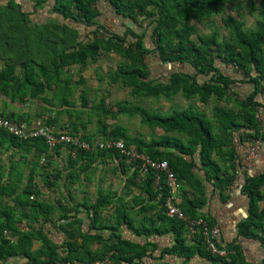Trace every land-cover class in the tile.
Returning <instances> with one entry per match:
<instances>
[{"label":"trees","instance_id":"obj_1","mask_svg":"<svg viewBox=\"0 0 264 264\" xmlns=\"http://www.w3.org/2000/svg\"><path fill=\"white\" fill-rule=\"evenodd\" d=\"M105 1L119 18L129 19L143 26L147 22V26L151 28L150 41L153 46H145V31L139 33L128 27L122 32H115L100 23V0H0V91L21 101L44 96L46 91H51L52 98L58 99L63 86L69 82L62 79L63 72H71V67L76 66L81 81L78 84H83V68L88 62L95 61L102 52H114L126 60L106 71L105 77L111 84L121 83L122 86L129 87L132 98H168L180 93L186 99L197 98L206 103L212 96L219 100L231 99L228 90L234 81L251 84L250 93L238 102L236 112L215 108L216 119H220L219 132L214 131L205 114L193 107L173 109L161 114L128 100L115 101V110L105 108L103 100L92 105L91 111L99 115L98 120L102 123L104 140H121L127 149L136 153L145 154L152 160L164 159L178 181L184 179L192 184L197 192L195 199H187L177 207L188 218L196 220L199 212L197 208L205 203L206 198L201 180L193 172L196 167L194 153L199 152L200 168H203L205 179L213 180L214 188L222 191L235 177L236 163L232 161L234 150L226 149L231 143V131L240 132L242 128H249L252 131L244 134L247 138L264 141V125L261 127L256 118L260 108L264 111V0H259L258 5L249 3V8L255 15L253 27H245L240 0ZM227 4H231L237 12L236 15H227L222 19L227 36L219 37L216 29L208 34H200L196 23L210 21ZM26 5L32 7V10L25 11ZM46 5L49 6L50 13L59 18L36 22L31 15L37 8ZM84 27L93 34L91 38L85 39L82 36L81 29ZM150 52H154L163 63L185 64L189 70L173 71L167 81H154L149 78V67L144 60L145 55ZM222 65H232L243 77L238 80L226 75L221 69ZM198 75L208 78L198 82ZM232 100L238 101V98ZM119 114L137 115L144 125L161 127L166 132H184L188 139L185 142L167 137L145 140L137 134L131 136L121 124L105 123L106 118H115ZM12 121L27 122L19 118ZM69 132L77 135L75 130ZM0 136L19 150L25 151L31 147L38 152L47 150L41 137L22 139L2 127ZM158 147L173 148L190 158L185 159ZM213 153H219L221 158L227 159L224 167L213 159ZM129 167L133 169L129 181L149 195L158 196V203L162 207L156 226L138 228L136 232L140 235L171 232L174 235V243L170 248H165L162 255L179 256L189 261L198 254L212 264H238L241 261L236 245H228L234 250L230 261L224 256L211 253L204 242L203 224L197 226L191 238L186 237L187 222L167 215L164 205L169 188L163 173L160 172L156 183L155 170L148 168L140 176L141 165L137 160L129 164ZM13 171L10 172L11 183L6 185L2 183L3 171L0 167V262L16 258L25 264H54L59 260L74 259L89 263L108 258V264H144L146 258L152 257L154 249L149 246L153 244L148 242L137 243L121 237L109 240L98 233L82 234L79 240L77 235L67 230V226L72 228L73 221L60 224L66 233L61 244L55 243L41 227L35 229V226H31L30 229L21 230L18 226L20 217L27 219L31 225L39 217L52 222L49 216L53 208L36 198L37 189L31 180L19 189L21 174L14 176ZM242 191L248 196L249 205L248 215L238 224V231L244 236L259 238L264 248V208L258 205L259 201L264 200V171L245 177ZM222 198L225 197L222 195ZM108 203L106 197L100 194L92 205L94 216L91 229L109 228L99 222L98 214V210ZM59 217L60 221L70 218L66 207L61 208ZM205 223L206 228L210 229L211 222ZM36 242L40 246L32 249ZM17 261L14 264H21ZM261 264H264V257Z\"/></svg>","mask_w":264,"mask_h":264},{"label":"crops","instance_id":"obj_2","mask_svg":"<svg viewBox=\"0 0 264 264\" xmlns=\"http://www.w3.org/2000/svg\"><path fill=\"white\" fill-rule=\"evenodd\" d=\"M24 8L25 11L32 10V7L29 5H26ZM47 9L49 12V6L47 5L43 8H37L31 17L36 22L43 21L38 19V16L47 12ZM120 19L123 20L122 18ZM71 25L74 26L73 23ZM18 73L20 74V72ZM171 73L173 72L168 73L165 80L159 81H167ZM224 73L232 78L234 77L233 74ZM81 75L84 77V83L78 84L81 82L79 72H63L62 79L64 82H69L68 85L63 86L62 93L58 99L52 98L51 91H46L44 96L28 98L21 101L20 99L11 98L0 91V113L11 120H14V118H19V120L25 119L30 126L45 125L54 132L62 130L72 132V130H75L79 137H83H80L82 140L88 141L91 144L106 141L101 133L102 123L98 120L99 115L93 113L91 108L93 103L103 100L105 108L115 110L114 103L117 100L110 102V97L108 96H111L113 91L109 90L110 86L105 87L99 83L94 85L89 84L91 81L85 72H82ZM239 75L241 76L239 78L240 80L243 75L241 72H239ZM200 76L205 77V79L208 78L204 75H198L196 77L198 82L205 80L203 79L201 81L199 79ZM96 78H99L98 80L100 82L106 77L105 75L104 77L96 75ZM106 80L104 79V81ZM115 84L122 86L121 83ZM236 85H238L236 89L238 92L233 89ZM241 86H246L245 92L244 89L239 88ZM110 88L113 89L112 87ZM125 88L128 89L127 92L129 95L130 88ZM251 89L252 85L249 83L234 81L228 90V95L232 97L231 99L219 100L212 96L206 103H202L197 98L186 99L179 93L186 100L196 99L198 102L195 105H192L191 101H188L185 106L171 105L170 98L178 95L176 94L168 98L162 97L166 100L164 101L162 109L158 106L151 105L149 106L151 109H148L153 112L166 114L175 109L174 107L176 106L179 109H185L187 107H193L194 109L195 107L201 109L200 112L205 114L206 119L212 123L214 131L219 132L220 119H216L215 108L236 112L238 110V102H240L241 98L246 97ZM139 98L144 97H130L131 100H119H128L134 104H139L134 102L135 99ZM233 98H238V101H233ZM84 101H87V103L84 104ZM209 102L210 106H208ZM260 112H263V114L258 115ZM122 116L124 114H119L115 118L108 117L105 123H112L113 125L121 124L127 128L128 134L131 136L137 134L145 140L167 137L177 138L185 142L188 139L187 134L184 132H166L161 127L145 125L147 127L143 128L142 126L143 129L141 130L130 129L127 124L118 121ZM125 117L133 118L138 116L126 115ZM256 118L259 120L260 126L264 125V122L262 123L264 121V111L261 108L257 111ZM139 122L141 123L140 119ZM141 124L144 125L143 123ZM249 131H252V129L242 128L240 132L231 131L230 133L231 143L226 149L233 148L231 150H234V160L232 161L234 164L236 163L235 177L222 191L214 188L213 180L207 181L205 179L203 168H200L199 152L196 151L194 153L193 158L196 167L193 169V172L201 180L200 184L204 189V198H206L205 203L203 204L202 202L203 205L197 208L199 212L196 220H200L205 225V222L210 221L211 228L214 226L219 228V233L215 239L216 245L219 248H225L227 250V254L224 256L227 261H230L231 255L234 254V250L229 248L228 245H236L241 256V261L238 264H241V262L243 264H261L264 257V248L259 238L244 236L238 231V224L248 215L249 205V198L242 191L243 180L245 177L258 175L264 171V141L258 139L260 140L258 149L255 152H251L250 148L256 138H247L244 135ZM158 148L163 151L172 152L174 155L183 156L185 159L190 158L173 148ZM225 155L227 156L229 153ZM212 156L222 167H224L225 162H228L226 158H221L219 153H213ZM43 157L44 159L42 160ZM132 162L134 160L127 162L125 157L120 155L116 149L78 150L73 154L68 145L62 144L52 152H48V150L38 152L34 147L24 151L13 147L9 140L0 136V167L3 171L2 183L6 185L11 183L10 172L14 170V176L21 174V180L18 185L19 189L23 188L28 180H31L37 189L36 198L53 208L49 216L52 222L39 217L31 225L27 219H21L20 217L18 226L21 230L30 229L31 226H35V229L41 227L43 232L53 239L55 243L61 244L66 237V233L60 224L64 221H73L72 228L67 226V230L77 235L79 240L82 234L98 233L109 240H115L116 237H121L132 242H148L153 244V246H149L150 249L151 247L154 249L152 257L146 258L144 264H212L208 259L198 254H195L189 261H185L179 256L162 255L163 250L170 248L174 243V235L171 232L148 235H140L136 232L138 228L142 229L145 226L147 228L156 226L157 216L161 212L162 207L158 203V196L149 195L141 187L129 181L132 178L133 171L129 167V164ZM138 162L140 163V161ZM30 172L31 179H29ZM144 173L140 172L139 174L143 176ZM155 182H158L156 178ZM196 193L192 184L183 179L178 181V186L172 191L171 197L173 203L178 206L187 199H195ZM100 194L105 196L109 203L98 210L99 222L109 226V228L93 230L90 228L94 216L92 205ZM197 195L199 196L200 194L198 193ZM222 195L225 197L224 199ZM258 205L260 208H264V200L259 201ZM62 207L67 208L70 218L60 221L59 214L61 213ZM124 213L125 215H123ZM39 246L40 243L36 242L33 244L32 249H36ZM16 261V258H12L8 261H1L0 264H14ZM17 262L25 264L24 262L22 263L21 259Z\"/></svg>","mask_w":264,"mask_h":264},{"label":"rangeland","instance_id":"obj_3","mask_svg":"<svg viewBox=\"0 0 264 264\" xmlns=\"http://www.w3.org/2000/svg\"><path fill=\"white\" fill-rule=\"evenodd\" d=\"M101 4L100 7L102 9V15L98 18L99 22L102 23L106 28L115 31V32H122L124 31L126 28L131 27L134 30L138 31L139 33H142L143 31H145L146 35L144 36V44L147 48H151L153 46V44L151 43L150 39V33H151V28H149L147 26V22L146 25L143 26V24L141 23H134L133 21L129 20V19H123L121 20L118 15L114 14L113 10L111 9V7L109 6V4L105 1V0H100ZM249 3H254L256 5L259 4V0H240V4H241V13L244 16V20H245V27H253L254 25V20H255V15L254 12L250 10L249 8ZM47 12H44L41 14V16H38V19H47V18H55L57 17L56 14H51L50 10L48 12V9L46 10ZM237 12L234 10V7L231 4H227L226 8L219 14L215 15L214 17H212V19L210 21L207 22H203V23H196L198 32L200 34H208L212 31V29H216L219 32V37H224L227 36V29L223 26L222 23V19L224 17H226L227 15H236ZM59 18V17H57ZM145 29V30H144ZM82 32V36L85 37V39H89L93 36V34L91 33V31H89L87 28H82L81 29ZM146 57L144 58L145 62L147 63L148 67H149V77L153 80H165L168 73L169 72H173V71H188L189 68L187 67V65L185 64H181V63H163L160 61V59L158 58V56L153 52L148 55H145ZM126 62V60L121 57L119 54L114 53V52H102L100 54V56L95 60V61H90L87 63V65L83 68L82 72H85L86 76L88 77V79L91 81L89 84H96L99 83L101 85H104L105 87H112L113 89H111L109 87V90L112 91L111 96L110 97V102H113L115 100H119V99H130L128 92H127V88L122 87L121 85L118 84H111L110 82H108L106 79L104 78L106 81H104V79H102V81L99 82V80L96 78L97 76H103L105 75V72L108 71L109 69H114L119 63H123ZM221 69L226 72V73H230L233 74V76L239 80V78L241 77L239 75V70L236 69L235 67H233L232 65H225L221 67ZM71 72H76V66L71 67L70 69ZM165 72V73H163ZM199 79L202 81L203 79H205V77H199ZM236 85L233 89L238 92ZM248 87V86H247ZM240 89H244V92L246 91V86H241L239 87ZM164 101H166L165 99H163L162 97H149V98H139V99H135L134 102L139 103V105L145 107V108H149V106H158L159 108L162 109V106L164 104ZM171 101V105H181V106H185L186 103H188V101H191L192 105H195L196 99L193 100H186L185 98H183L182 95L178 94L175 97L170 98ZM167 101V102H170ZM199 106V105H198ZM210 106V102L209 105ZM175 109H179L178 106L174 107ZM209 108V107H208ZM151 109V108H149ZM194 110L197 111H201V109H197L194 107ZM210 112V111H209ZM262 115L263 112H260L258 115ZM126 115L120 117V119L118 120L120 123H124L127 124L128 127L130 129H143L147 126L142 125L139 122L138 117H133V118H129V117H125ZM263 117V116H262ZM264 121H262L263 123ZM143 126V128H142ZM263 126V125H261ZM144 135V134H143ZM146 137V135H144Z\"/></svg>","mask_w":264,"mask_h":264},{"label":"built area","instance_id":"obj_4","mask_svg":"<svg viewBox=\"0 0 264 264\" xmlns=\"http://www.w3.org/2000/svg\"><path fill=\"white\" fill-rule=\"evenodd\" d=\"M0 127L8 131L9 133L22 138H36L41 137L44 139L48 152H52L57 146L66 144L71 148V152L75 154L78 150H92V149H116L120 155L125 157L127 162L131 160L140 161V172H145L148 168L155 170L156 180L159 179L160 172L165 175V182L169 188V195L165 201L167 209V215L170 217H176L177 219L187 222L186 237L191 238L199 224H203L200 220H193L187 218L184 212L178 208L172 201V191L177 188L178 181L172 169L170 168L166 160H152L148 156L136 153L133 150L127 149L121 140H106L99 141L96 144H91L88 141L82 140L78 135L72 134L67 130L54 132L45 125L30 126L27 122H13L8 118L0 114ZM260 144V140L255 139L250 148L251 152H255ZM45 155V154H44ZM44 157L42 158V160ZM204 226V242L211 253L226 256L227 250L225 248H219L216 245V237L219 233V228L214 226L207 229ZM108 258L103 260H94L89 263L80 262L78 260H59L54 264H108Z\"/></svg>","mask_w":264,"mask_h":264}]
</instances>
